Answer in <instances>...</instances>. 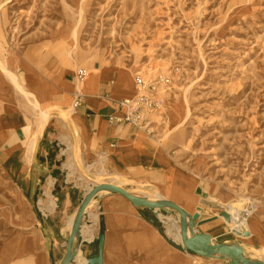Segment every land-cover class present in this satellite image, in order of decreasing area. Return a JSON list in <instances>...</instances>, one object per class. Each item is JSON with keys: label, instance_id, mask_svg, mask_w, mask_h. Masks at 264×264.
<instances>
[{"label": "rangeland", "instance_id": "1", "mask_svg": "<svg viewBox=\"0 0 264 264\" xmlns=\"http://www.w3.org/2000/svg\"><path fill=\"white\" fill-rule=\"evenodd\" d=\"M74 29L70 46L64 36ZM13 52L45 75L89 74L108 63L126 68L134 83L155 85L160 110L148 116L155 139L192 174L193 195L200 189L222 205L264 210V0H0V62ZM180 102L183 119L171 125L169 109ZM81 170L86 180L76 172L74 181L82 192L108 179ZM198 200L201 219L220 214ZM23 206L0 163V242ZM256 251L251 256L264 260Z\"/></svg>", "mask_w": 264, "mask_h": 264}, {"label": "crops", "instance_id": "2", "mask_svg": "<svg viewBox=\"0 0 264 264\" xmlns=\"http://www.w3.org/2000/svg\"><path fill=\"white\" fill-rule=\"evenodd\" d=\"M8 58L11 62L2 64L9 74L0 69V163L27 206L0 242V264H59L70 224L86 193L74 181L84 165L98 166L104 159L107 172L121 170L127 180L135 182L129 185L134 189L163 184L162 168L167 161L188 173L155 137L120 120L124 109L118 103L123 98L113 95L112 73H86L83 81L75 84V72L70 70L65 75L54 71L45 75L15 52ZM77 91L82 101L74 107L73 93ZM60 111L68 115L64 121ZM121 188L131 194L127 187ZM99 196L81 222L79 258L72 264H85V257L96 253L100 217L104 223L102 264H228L201 259L182 249L153 211L136 209L118 194ZM49 199L53 206H39L40 201ZM175 204L184 209L183 203ZM255 220L264 233V210ZM198 230L218 243L232 239L226 236L231 229L218 220L204 223ZM235 241L250 258H254L252 250L261 247V241L250 233Z\"/></svg>", "mask_w": 264, "mask_h": 264}, {"label": "water", "instance_id": "3", "mask_svg": "<svg viewBox=\"0 0 264 264\" xmlns=\"http://www.w3.org/2000/svg\"><path fill=\"white\" fill-rule=\"evenodd\" d=\"M101 193L118 194L130 202L136 209H148L153 211L156 217H159L160 214L172 215L175 213L179 225L180 245L182 249L198 258L224 260L228 261V264H264V260L248 257L245 249L235 240H231L228 243H218L210 235L198 230L200 225L216 220L219 217H222L226 223L231 222V216L225 211V206L218 202L208 200L206 194L202 193L200 189L195 191V194L199 197V205L221 211L218 216H213L207 220L201 219L200 214L202 213V209L200 207H196L195 212L189 214L185 209L169 200L136 196L128 193L119 186L109 183L96 184L83 196L71 222L70 233L66 240V250L59 264H72L74 261L79 251V231L81 222L88 208L94 202H98L97 200ZM31 206H34V204L31 203ZM231 232L237 237L245 238L249 236V232L245 229H233ZM97 240V251L95 254H92L91 257H85V264H102L104 241V223L102 217L99 218Z\"/></svg>", "mask_w": 264, "mask_h": 264}, {"label": "bare ground", "instance_id": "4", "mask_svg": "<svg viewBox=\"0 0 264 264\" xmlns=\"http://www.w3.org/2000/svg\"><path fill=\"white\" fill-rule=\"evenodd\" d=\"M76 30L68 31L67 34H65V40L68 42V44L71 46L74 44V40H76ZM71 53V49H68L67 54L69 55ZM9 55V54H8ZM138 57V54H135V58ZM6 61L9 63L11 62L10 58H8ZM0 69L6 73L9 74L8 71L5 69L3 64L0 62ZM67 69H54V72H61L62 74L67 73ZM112 73L113 74V80L111 82V86L113 88V95L117 98H123L130 100L135 96V83L134 79L132 78L131 74L126 68H120L117 64H105L100 68H94L93 73L102 76L104 73ZM183 104L180 102V104L172 105L169 109V121L171 125H174L177 123V121H181L183 119L180 114L182 112ZM71 111V107L68 109ZM44 119H46V114L43 113ZM137 144V141L135 142ZM115 155V153H113ZM117 156V155H115ZM115 156H113V159L115 160ZM121 156V155H118ZM121 158V157H120ZM123 158V157H122ZM71 170L75 169V166L71 164L70 166ZM163 184H161L158 187H155V193L152 198H161V199H171L175 201V203H183L184 209L190 213H192L195 210L196 202L198 197L193 195V189L195 187V179L189 175L188 173L181 171L177 167H175L170 161H167V164L163 166ZM85 170L93 174L95 177H105L108 176L107 181H102L97 184L101 183H110L116 186L121 185H131L134 184V181L127 180L124 175L121 173V170L117 169L115 173H109L107 172L105 168V160L101 159L99 160L98 166L93 164L85 165ZM80 175L81 180H86L83 172ZM96 184H93V186ZM140 186V188H142ZM90 186H87V191L90 190ZM151 198L150 196H147ZM208 198L209 195H208ZM24 204V203H23ZM39 206H53V202L49 199L47 202L40 201ZM225 206V211L231 216V222L227 223V225L230 227L231 230H240L245 229L247 230L251 235H256L257 238L261 241V247L257 249V253H264V244H263V237L264 233L261 229V227L258 225V223L255 220V214L254 211H249L248 209H239L233 205H223ZM159 219L163 221V223L166 225V230L170 236L177 239L180 242V235H179V225L177 221L172 218L171 216H164L159 215ZM219 223L225 222L222 217L217 218ZM21 224V222H20ZM71 228V224H70ZM218 227H215L214 231H217ZM181 243V242H180ZM79 258V253H77L74 260H77Z\"/></svg>", "mask_w": 264, "mask_h": 264}, {"label": "built area", "instance_id": "5", "mask_svg": "<svg viewBox=\"0 0 264 264\" xmlns=\"http://www.w3.org/2000/svg\"><path fill=\"white\" fill-rule=\"evenodd\" d=\"M85 75V71L78 70L73 78L75 84L82 82ZM156 93L155 85L153 86L150 83L146 84L145 81L137 78L135 83V96L130 100L123 99L118 103V106L124 109V114L120 120L134 125L139 130L144 131L150 138L155 137L156 130L149 117L151 114L160 110V100ZM81 101L82 94L78 91L74 92L73 106H79Z\"/></svg>", "mask_w": 264, "mask_h": 264}, {"label": "trees", "instance_id": "6", "mask_svg": "<svg viewBox=\"0 0 264 264\" xmlns=\"http://www.w3.org/2000/svg\"><path fill=\"white\" fill-rule=\"evenodd\" d=\"M33 204H34V202H33ZM33 208H34L35 213L38 214L36 211V208H35V204H34Z\"/></svg>", "mask_w": 264, "mask_h": 264}]
</instances>
